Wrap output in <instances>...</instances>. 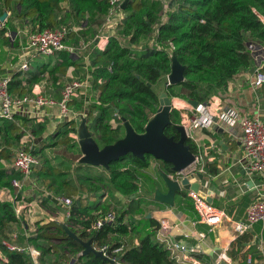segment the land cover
<instances>
[{"label": "trees", "instance_id": "16d2710c", "mask_svg": "<svg viewBox=\"0 0 264 264\" xmlns=\"http://www.w3.org/2000/svg\"><path fill=\"white\" fill-rule=\"evenodd\" d=\"M125 1L122 0L123 3ZM174 1L168 0V16L161 22L164 8L159 0H128L126 9L135 10L136 14L126 17L120 25L125 28L117 33L125 40L128 38L129 44L124 45L119 36H113L106 48L96 53L97 59L90 70V81L94 89L98 90L97 102L78 104L77 109L87 113L88 121H92L96 142L100 148L113 145L125 137V135L118 137L116 134L118 129L124 128L122 119L128 121L136 133H145L147 125L157 114L160 105L159 94L154 90V86L163 77L170 75L173 54L187 69L184 82L177 86L167 85L166 94L169 98H181L197 102L199 105L207 103L211 93L226 89L234 77L250 70L254 60L250 46L264 45V0H183L178 10L172 11ZM63 4L67 6L64 8ZM2 5L3 11L10 12V17L13 15L25 23V29L31 32L67 27L70 31L69 38L73 31L77 32L73 25L88 23L89 19L92 26L102 25L110 9V0H2ZM2 16L3 12H0V17ZM82 30L80 28V34L85 37ZM154 30L157 47L146 48L136 54L132 46L136 45L143 35ZM7 31L16 33V28L8 19L0 34L4 37ZM76 56V53L68 51L58 53V61L50 70L55 81L58 80L57 74H63L69 68L77 66ZM47 70V65L38 66L36 67L38 72L31 73L27 80L21 79V72L16 73L10 82V94L24 96L27 92L24 86L28 83L32 87L40 82V75ZM99 80L102 82L99 83ZM177 87L186 93H179ZM203 88L207 90L204 91ZM115 114L118 117L115 121L122 125L120 128H114L111 123ZM170 119L171 123L166 127L165 134L174 141H179L180 135L176 127L181 123V112L172 109ZM30 123L31 119L24 118L1 119L0 136H4L5 141L10 140L19 145L28 129H31L32 135L37 137V143H40L43 141L45 124L32 123L30 126ZM68 133L69 131L66 135ZM186 145L190 146L193 153L198 154V146L194 142L188 140ZM31 151L37 156L36 150ZM12 159V151L1 147L0 188L9 190L17 200H21L22 191L13 186V181L23 182L24 177L8 167L7 162ZM151 159L154 158L150 155H146L142 160L128 154L110 164L107 171L108 179L114 191L127 198V208L121 213H116L114 223L92 232H88V229L110 212L103 209L101 214H95L94 211L100 210L99 201H95L92 207L87 205V197L99 191L94 187L96 178L84 177V167L78 166L82 171L76 170L80 181L78 184L80 187L76 189L68 181V174L56 172L50 167L48 160L37 171L36 176L49 180L52 178L49 188L56 194L66 195L65 198L73 202L67 209L69 214L67 225L70 230L84 241L91 240L95 247L109 244L110 254L118 259L115 264H176L170 258L168 250L157 241L159 228L153 218L146 216L151 226L136 246H128L122 239L134 232V226L126 221V217L140 208L141 174L148 170ZM154 161L159 162L166 173H173L172 165L156 159ZM160 171L164 172L162 169ZM205 172L206 177L208 174L216 176L219 171L217 167H213ZM157 178L163 181L160 176ZM97 179L102 181L106 180V177L101 175ZM84 180H88L90 189L82 186ZM82 188L85 191L83 195L79 193L83 192ZM53 198V195L47 196V200ZM82 200H86V205H82ZM152 202L163 205L155 201L154 196ZM186 208L183 209L187 210ZM18 223L14 203L0 200V250H4L5 254V259L0 258V262L5 261L4 264H32L27 253L10 251L3 246L2 242L8 230ZM39 231L41 233L27 239L28 244L41 252L39 264H46L48 255H51L54 249L61 255L55 264L72 262V257L76 259L74 264H111L94 254L80 256L84 248L68 236L61 224L52 222L41 227ZM121 246L124 247L121 253L112 254L113 250Z\"/></svg>", "mask_w": 264, "mask_h": 264}, {"label": "crops", "instance_id": "0c3cea01", "mask_svg": "<svg viewBox=\"0 0 264 264\" xmlns=\"http://www.w3.org/2000/svg\"><path fill=\"white\" fill-rule=\"evenodd\" d=\"M9 16L10 12H8V17ZM4 38H11L10 41L14 43V46L17 45L21 50V53L17 54L19 57L18 62H16V53H13L10 57L13 60L15 59V62L10 63V61H8L7 63H4L2 67L6 72L1 75L12 80L16 73L21 72L20 69L22 64L28 58L32 57L27 55L28 49L25 46L26 37L22 35V31L16 32L15 34L12 31H7ZM86 45L88 46L84 50L89 49V51H91L92 49L93 51V46H90L89 44ZM94 48L102 51L101 41H97L96 39ZM77 52L79 53V51L77 50L75 52L76 55L78 54ZM253 55L254 60L250 70L244 71L230 80L226 89L219 90L209 95L207 103L213 112L217 113L219 109L235 108L243 117H258L264 121V87L254 89L251 85V77L255 70L260 66L264 67V45L254 46ZM54 57L55 60L51 63L52 68L58 61V55ZM76 57L78 59L77 66L71 67L63 73L67 78L70 77V81L78 79L77 77L84 78V84L80 91V96L77 99H74L73 103L79 100V104H93L97 102L98 90H95L92 86V82L90 81V70L94 67L93 63L96 61L97 57L90 56L88 53L87 55L86 53L83 54L84 59L82 61H79L78 55ZM41 58L44 57H37V60ZM31 62L32 61H30V64ZM48 64V61L44 59L43 63L36 65L34 70L30 69L27 73L21 72V79L27 80L31 73L36 71V67L46 66ZM47 71L46 73H48ZM43 74L40 75V82L34 86L31 87L28 83L24 86L29 94L40 93L44 96H48L44 93L43 89H41ZM101 82L102 80H99V83ZM156 86H154L155 91L157 90ZM61 91L62 89L56 91L57 93L55 95L48 97L58 100L61 97ZM170 99L173 104L172 109L181 112V121L185 120L186 116L190 117L193 115L192 109L195 107L189 101L181 98ZM84 117L87 118V113H84ZM17 118L31 119L33 124H46L48 121L50 129L53 128L56 132H60V128L62 131H66L81 126L80 119H75L74 121L72 119H63L57 106L48 108L42 112H34L33 109H25L17 113L14 120ZM68 122L75 123H71L67 129H64L63 124ZM113 122L114 121L111 123ZM32 123H30V126ZM70 135H73L72 131L66 136L71 138ZM242 136L243 132L239 124L231 126L220 118L216 120V125L212 129L196 131L198 150L205 155V169L209 170L213 167H217L219 172L216 176L208 174L206 180L203 181H200L199 178L196 177L193 182L200 181L202 190L205 193H211L210 195L213 199L212 204L217 208L226 211L228 215L227 219L224 220L221 225L216 227L214 231L210 232L207 225L198 222L192 200L191 205L188 206L185 204L184 201L189 198V192L184 194V198L179 196L176 197V205L174 208L166 205H164L165 207H161V205L156 203L149 204L154 210L153 213L150 212L151 218L157 223L159 229L161 219L165 218L171 223V228L166 232V235L188 245L189 247L196 245L202 247L201 253L194 255L202 264H220L222 260L226 261L228 264H264V223L258 222L254 224L245 235L238 238L234 232L235 222L243 220L248 207L254 201L264 197V182L261 175L252 174L246 171L243 165ZM24 137L26 138V136ZM46 137H48V135L45 133L43 138ZM23 139L24 138H22V140ZM220 141H222V144H220ZM36 146L35 141L34 151ZM41 148L42 146H40V149ZM153 171V175L156 177L158 175L157 171L161 172L160 168H156ZM27 181L33 184L36 182V179L31 176L28 180L24 181L21 191L26 187L28 183ZM26 191L27 190H25L23 194L27 197L29 196V193ZM161 191L163 192V189ZM165 192L166 191H164V193ZM106 198L107 197L105 196V198L100 201L101 206L104 203L103 200L105 201ZM62 206L64 207L63 209L65 213L64 223L67 224L69 215L67 211L68 208L64 205ZM183 208H186L187 210H184ZM148 216L149 215H147V218ZM202 234L205 235V237L200 239Z\"/></svg>", "mask_w": 264, "mask_h": 264}, {"label": "rangeland", "instance_id": "374dc122", "mask_svg": "<svg viewBox=\"0 0 264 264\" xmlns=\"http://www.w3.org/2000/svg\"><path fill=\"white\" fill-rule=\"evenodd\" d=\"M183 0H175L173 2V6H172V11H176L178 10V6L180 5V3ZM123 3V2H122ZM66 4H63L62 7H66ZM167 11V10H166ZM165 11V12H166ZM0 12H3V15L6 13L5 11H3V5H2V0H0ZM108 14V13H107ZM136 11H129L127 9H116L115 10V15H114V20L113 22L107 23L106 22V17H105V21L102 25H91L90 20L89 22H85L84 24H76L75 26L73 25V28L77 31V32H72L68 38L67 44L71 47H74L75 50L79 51V53L77 54L79 56V61H82L84 59L83 54L88 53V55L90 56H97L96 53H100V50L94 48L95 45V40L99 38L101 32H103L104 30L108 31V33L110 35H112L111 33L114 31L115 32V37L119 36L117 32H119V30H123L125 28V26L120 27L122 21L130 16V15H135ZM107 16V15H106ZM168 16V11L166 14V17ZM160 18V17H159ZM10 22V24L16 28V32L19 31H25L27 29H25L23 22H21L19 19H17L15 16L11 15V17L9 16L7 18ZM29 21V20H28ZM161 21V18H160ZM120 27V28H119ZM80 28L83 29L82 31L85 32V37L81 36L80 34ZM123 28V29H122ZM2 28H0V33ZM29 31V30H27ZM5 36V35H4ZM11 39V38H10ZM9 38H4L2 36V34H0V76L3 77L1 74H5L6 70H3L2 67L4 65V63H7L8 61H10V63H14L15 59L13 60L10 56L13 55V53H16V55L19 53H21L20 48L16 46H14V43L10 41ZM127 40H125L122 36H119V40L124 44V45H128V38H126ZM86 44H89L90 46H93V51L91 49V51L88 50H84L83 46H85ZM26 46V44H25ZM107 46V45H106ZM105 46V48H106ZM157 47V42H156V33L155 30L152 31L150 34L147 35H143L140 39V41L136 44L132 46V50L134 52H136V54H138L141 50H145L146 48H155ZM24 50V49H23ZM27 55L31 56L32 58H28L27 61H32L31 62V66L30 69L34 70L36 65H40L43 63L44 59L48 61V73H44L42 76V83H41V89H43L44 93L48 96H53L55 95L60 89H63L64 86L70 82V77H66L65 75L61 74V75H57L58 76V81L56 82L54 80V76L50 73V70L52 69V62L55 60L54 56H50V57H45V58H41L37 60V57H35L32 53H30L29 50H27ZM27 56V57H28ZM36 59V60H35ZM13 60V61H12ZM35 60V62H34ZM19 61V57L17 55V60L16 62ZM55 63V62H54ZM45 65V64H44ZM79 76H81L80 74H78ZM83 84H84V78L82 77H77ZM72 81V80H71ZM168 85V76L163 77V79H161L157 86H156V92L160 94L162 93H166L165 89L166 86ZM58 89V90H57ZM179 93L181 94H185L186 92L182 89L177 87L176 89ZM203 90H207V88H203ZM26 94H29V92H26ZM25 94V95H26ZM76 103V104H75ZM75 103H71L70 104V111H71V117L72 118H76V119H80V122L82 123L83 118L87 119L86 117H84V113L81 110H78V104L80 103L79 100L76 101ZM74 119H72L74 121ZM88 120V119H87ZM115 122V123H114ZM112 123L114 128H120L122 125L121 123H119L118 121H114ZM71 123H75V122H68L66 124H63L64 129H67V127L71 124ZM92 121H88L86 122V127L88 128L91 137L96 141V134H94V129L92 128ZM45 131L42 134V136L44 137L45 133L46 135H48V137L43 138V141L39 143H37L36 138L32 135L31 129H28V132L26 133V138L24 137V139L20 142L19 145H16L14 143H12V141L10 140H6L4 136H0V148L4 147V148H9L12 151V161L7 162L9 164L8 167L10 168V165L12 164L14 157H15V152L19 151L22 148H28L31 149V147L33 146L34 142L36 141V152H37V156L40 159V165L34 167V169L32 170V174L31 176L36 179V182H34L33 184L28 182L26 187H24V190L22 191V196H21V200H17V197L14 196L13 194H11V192L7 189H1L0 188V200L4 201V202H11L14 203V207H17V209L23 213V218L20 219L19 223L14 225L13 227L10 228V230H8L7 232V236L4 238L3 241H9V243H12L13 245H19L20 247H26V248H32L33 246H31L30 244L27 243V239L29 237L35 236L38 233H41V231H39V229L49 223L52 222H56L58 224H63L64 223V219H65V213H64V207L62 206L63 204H61V202L58 201L57 198L59 197H65L66 195L64 194H56L53 190H51L49 188V182L52 181V178H50V180L48 178H39V176L37 175V171L43 167L44 162L46 160H48L50 162V167L54 168L56 170V172H66L68 174V181L70 182V184H72L73 187H75L76 189H78L80 186L78 184H80V181L78 180V171H82L80 169L82 168H78V166H83L84 167V177H91V178H96V180L93 182L94 183V187H97L99 189V191L94 192L95 194H92L91 196L87 197V205L89 207H92L93 204L95 203V201H101L102 199L105 198V196L107 197L106 200H103V205L100 206V210L98 211H94L96 212L95 214H101L103 209L104 211H113L115 213H121L123 210H125L127 207V203L128 200L126 197L116 193L114 191V189L112 188L110 181H109V174H108V169L104 168V167H90L89 165H83V164H79L81 163V160L83 158V152H82V148L80 145V131H81V127L79 128H72L73 130H66V131H62V129L60 128V132H56L55 130L50 129L49 126V122L47 121L45 124ZM59 130V129H58ZM52 131V132H51ZM70 132L72 131V136H77L78 140L73 138L71 135V138L69 136H66V132ZM118 137H121L123 135L126 136V131L125 128H121V130H117ZM9 144H11L9 146ZM39 144V145H38ZM40 146H42V148L40 149ZM200 155H202V157H204V161H205V155L203 153H200ZM205 164L206 163H202V164H198L197 162H195L192 166H190L189 168H187L184 171V174H189L190 170L191 171H195L192 172L191 174H194L195 177H197V174L201 173H205ZM161 164L159 162L154 161V159H151V165L146 172L144 171L141 174V191H140V208L138 210H136L133 214H130L126 217V221H129L132 223V225L134 226V232L132 233L131 236L129 237H123L122 239L124 240V242L128 243V246H136L138 244V241L140 240V238H143L146 235V230L151 226V224L149 223V221L146 219L147 215H150V212L153 213V208H151V205H149L150 203H154L152 202L153 200V196H154V192L156 189H163L164 191H167L165 186H164V182L160 180V178L158 179L156 176H154V169H162L167 175H170L172 178L176 179L178 176L176 174L173 173H166L165 169L163 167L160 166ZM48 166V165H46ZM79 169V170H78ZM78 170V171H76ZM203 170V172H202ZM158 173V171H157ZM55 175V174H53ZM104 176L106 177V180H102L99 181L97 178L98 176ZM158 176V175H157ZM156 177V178H155ZM104 179V178H103ZM108 179V180H107ZM85 181V180H84ZM26 184V183H25ZM82 186L86 189H90V186H88V180L85 181V183L82 184ZM25 190H27L26 192L29 193V196H25V194H23V192H25ZM83 190V188H82ZM89 193H91V190L88 191ZM81 195H83L85 193V191L83 190V192H79ZM86 194L88 195V193L86 192ZM48 195H53V199L47 200V196ZM104 197V198H103ZM56 199V200H55ZM86 200H82V205H86ZM186 205H191L192 201L191 199L187 198L185 201ZM30 203V204H29ZM77 204L80 205V202L77 201ZM161 207H165L164 205H161ZM155 209V208H154ZM29 227V228H28ZM3 243V242H2ZM54 243V242H53ZM40 256H41V252L38 251ZM29 255V254H28ZM30 256V255H29ZM39 256V257H40ZM61 255L58 253V251L56 249L53 250L51 255H48V259L46 264H55L58 260H60ZM0 258L1 260L5 259V254H4V250H0ZM31 258V257H30ZM72 261L73 259H75L74 257L71 258ZM5 261H1L0 264H4ZM31 262L32 264H39V260L38 263H36L32 258H31ZM66 264H71V262H67Z\"/></svg>", "mask_w": 264, "mask_h": 264}, {"label": "built area", "instance_id": "2783aa9c", "mask_svg": "<svg viewBox=\"0 0 264 264\" xmlns=\"http://www.w3.org/2000/svg\"><path fill=\"white\" fill-rule=\"evenodd\" d=\"M164 8L161 14V22L166 20V10H168V0H159ZM122 0H110V9L106 16V22L113 21L115 10L121 9ZM166 11V12H165ZM6 22V21H5ZM5 22H0V28H4ZM69 30L67 27H60L57 29H47L43 32H31L23 31L22 35L26 37V48L35 57H50L57 56L61 51H68L69 53H75V48L69 46L66 43ZM110 35L108 31L101 32L97 41H101L102 50L108 44L109 39L115 36L113 31ZM88 45L83 46L86 49ZM172 50L174 47H171ZM253 46L250 49L253 50ZM30 61L27 60L22 64L20 71L28 72L30 70ZM112 71V68H110ZM10 78L0 76V120L7 119L13 120L15 115L25 109H33L34 112H42L51 107H58L60 115L63 119H74L71 117L70 104L80 96V91L83 88V83L79 79H73L67 83L61 91L60 99L56 100L52 97L44 96L40 93H33L24 96H14L10 94ZM251 85L254 89H260L264 87V67H258L251 77ZM193 115L186 116L185 120H182L180 125L185 128L187 139L194 142L197 145L196 131L197 130H209L216 125V120L220 118L231 126L240 125L242 128L243 136L241 143L243 146V165L245 170L252 174L261 175L264 182V121L258 117H243L239 111L235 108L219 109V111L213 112L208 103L199 104L192 109ZM76 119V118H75ZM74 119V120H75ZM118 119L117 114L114 115V120ZM73 138L78 140L77 136ZM198 146V145H197ZM31 150H34V144L31 149L22 148L15 152V157L10 165L15 171L21 173L24 177L23 182L13 181V186L18 190L23 188L24 181L28 180L31 176L34 167L40 165V159L35 156ZM196 162L198 164L205 163L204 157L200 155V151L196 154ZM4 163V162H3ZM5 164V163H4ZM6 165V164H5ZM191 171L189 174H191ZM203 172V170H202ZM205 172V170H204ZM204 174V173H203ZM188 174H178V178ZM189 198L193 201L194 209L198 218V222L205 224L209 227L210 232L214 231L216 227L221 225L228 215L226 211L217 208L214 204L207 201L206 198L201 197L199 193L189 191ZM61 204L69 208L73 202L71 199L65 197L57 198ZM16 216L19 221L23 218V213L15 207ZM22 217V218H21ZM116 221V213L111 211L104 217L98 219L88 232L99 230L107 224H112ZM264 223V197L254 201L247 209L245 218L241 221L235 222L234 232L236 237L245 235L250 228L258 223ZM171 228V223L167 219L160 220V229L157 232V241L162 244L169 252L170 258L176 264H202L194 255L201 253V246L189 247L186 244L178 240H174L166 232ZM202 237V238H201ZM200 239H203L205 235L202 234ZM3 246L10 251H16L20 253H27L30 257L38 263L39 252L34 248L20 247L19 245H13L9 241H3ZM93 247L97 251H101L105 257L115 263L118 259L114 258L110 254L111 246L109 244L101 247ZM124 247L121 246L112 251V254H119L123 251ZM226 258V257H224Z\"/></svg>", "mask_w": 264, "mask_h": 264}, {"label": "water", "instance_id": "95a60500", "mask_svg": "<svg viewBox=\"0 0 264 264\" xmlns=\"http://www.w3.org/2000/svg\"><path fill=\"white\" fill-rule=\"evenodd\" d=\"M128 0L122 4V9H126ZM8 17V13H5L0 17V22H5ZM172 70L168 76V86H177L185 80L186 66L182 65L175 54L172 55ZM160 105L155 117L149 122L144 134H138L132 128L130 123L125 119H122L123 126L126 131V136L120 139L115 144L100 148L98 143L91 137L88 128L86 127L87 119L83 118L80 131V145L83 152V158L81 164L91 165L95 167H104L109 169L112 162L118 161L122 157L128 154H132L139 159L144 160L146 155L152 156L154 159L173 166L172 171L178 175L183 173L187 168L192 166L196 162V154L191 151L190 146L186 145L188 141L185 128L178 125L177 131L179 132V141H174L173 138H169L165 134V129L171 123L170 114L172 111V100L166 93L159 95ZM194 107L198 106L197 102L189 101ZM222 144V141H220ZM158 176L164 182L166 192H162L160 189H156L154 192V199L160 204L174 208L176 205V197L184 198V194L189 191H194L200 194L201 197L207 199L212 203L213 199L211 193H205L202 190L200 181L206 180L204 174H197L200 181L193 182L196 178L194 174H188L181 179L172 178L170 175L158 172ZM151 218V215L148 216ZM67 222V221H66ZM65 232L70 238H73L83 248V252L80 256H88L94 254L96 257L108 260L111 264H115L114 261L109 260L103 255L101 251H97L93 247L91 240L84 241L76 233L70 230L66 223L61 224ZM76 259H73L71 264H74ZM220 264H228L222 260Z\"/></svg>", "mask_w": 264, "mask_h": 264}]
</instances>
